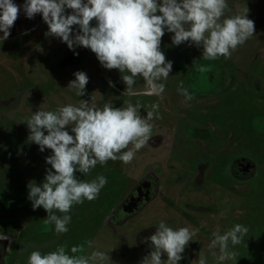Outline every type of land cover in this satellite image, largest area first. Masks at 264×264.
Listing matches in <instances>:
<instances>
[{"label": "clouds", "instance_id": "clouds-1", "mask_svg": "<svg viewBox=\"0 0 264 264\" xmlns=\"http://www.w3.org/2000/svg\"><path fill=\"white\" fill-rule=\"evenodd\" d=\"M22 7L28 19L42 14L48 26L46 36L60 38L70 50L76 46L90 49L104 68L119 70L127 85L124 93L129 96L147 94L162 98L165 84L161 81L167 80L173 68L160 47L165 30L174 34V45L189 42L202 47V58L207 61L220 57L230 59L255 32L247 6L236 14L226 15L231 12L228 0H25ZM66 9L71 14H66ZM20 10L21 6L13 0H0V32L3 33L0 40L8 39ZM93 20L95 26H92ZM73 26H79L75 34ZM196 70L204 73L208 69L197 65ZM74 75L68 87L81 97L89 78L83 71ZM137 78L145 82L142 90L136 88ZM109 85L114 86L111 81ZM177 91L185 102L193 99L183 81L179 82ZM142 107L139 100L135 105L127 102L126 107L105 103L102 108L81 100L79 106L67 104L53 111L37 110L24 122L30 131L29 141L37 144L41 152L50 149L52 153L46 157L51 167L46 170L44 182L28 184V199L33 210L42 207L46 211L44 224L54 225L57 235L68 231L73 206L96 199L107 183L103 175L86 181L78 179L76 173L87 175L97 164L105 165L109 160L130 163L136 151L151 138L150 121L159 118L160 104H150L146 117L140 115ZM198 231L190 227L173 229L161 220L155 233L147 238L151 251L140 264H179ZM248 231L239 223L223 233L217 229L208 245L209 254L217 264L228 260L236 264L238 253L229 245L235 248L241 244ZM7 239L0 234V240ZM85 244L89 249L94 248L92 240ZM66 248L60 245L47 254L33 250L27 264H112L109 252L92 250L87 254L69 255ZM70 251L85 253V247L72 246ZM165 255L166 260L162 259ZM196 264H208L204 251L199 252Z\"/></svg>", "mask_w": 264, "mask_h": 264}, {"label": "flooded vegetation", "instance_id": "flooded-vegetation-1", "mask_svg": "<svg viewBox=\"0 0 264 264\" xmlns=\"http://www.w3.org/2000/svg\"><path fill=\"white\" fill-rule=\"evenodd\" d=\"M13 2L21 6V10L14 26L10 29V35L32 33L42 20V14H36L34 18L28 19L22 7L25 0H13ZM91 23L92 26H95L94 20ZM73 28V32L79 31L78 28L74 26ZM2 35L3 33L0 32V36ZM173 35L165 30L160 46L166 60L173 63L170 75L174 76L183 70L189 72L186 88L193 95L194 101H196L195 99L205 101V99H213L222 95L225 98L231 88L230 62L223 57L212 61L204 60L202 58L203 50L191 49L193 44L189 42L178 46L174 45L172 43ZM57 41H60L61 45L52 47L53 55L49 59L51 64H47L46 68H49L47 72L43 69L47 74L45 78H42L43 82L34 83L33 86L25 88L19 86L15 89L10 88L5 97L0 99V115H5L17 107L27 95L28 89H37L40 92V97L44 98L45 95L40 88L42 85L49 84H52L53 87H56L57 84L60 85L61 88L56 90L54 100L62 103L77 104L76 101L86 100L90 105L101 108L105 103L112 104L114 107L127 106L125 100L117 102L105 100L91 79L86 85L85 94L78 97L75 90L69 88L68 84L75 79L74 73L77 71L87 74L86 70L93 68V62L85 60L88 54H85L84 51L89 49L76 46L74 50L69 51L67 44L60 38H52L51 43ZM91 58L95 64H98L100 76L108 83L111 81L114 85L112 87L118 92L129 96L124 93L127 85L123 82L119 70L104 68L94 54ZM197 65H204L208 70L200 73L196 70ZM173 80V78H167L166 81H161L165 84L162 98L147 94L133 95L143 97V100H140L143 105L140 109L141 116L146 117L147 111L150 110V104L156 102L160 104L159 118L150 121L153 124L151 138L142 147V154L137 153L138 158L145 156V163L136 178H133L125 170V163L120 160H109L105 165L97 164L87 175L76 173L78 179L86 181L95 179L98 175H103L107 179L106 185L93 201L104 203L106 198H111L113 201L109 208L105 209L106 213H104V209H100L103 214L102 222L105 223L114 238L122 241L110 253L113 262L116 259L122 264H140L151 251V242L147 238L155 233L161 220L173 229L190 227L199 230L193 240L189 242L179 264H193L198 259L200 251H204L208 255V245L218 223L217 216H221V218L224 216L223 213L216 211L217 208L214 206L217 201L216 191L219 193L221 189H226L232 178L248 182L258 168L251 158L242 154L232 157L231 129L228 121H224L223 125L220 124L221 126L214 127L209 132L208 140L205 139V134L200 137L195 134L189 136L185 133L183 141H180L179 137L177 138L176 132L179 130L175 126L167 125L165 118L167 114L173 115L177 110L183 108V103L180 102L183 96L178 91L175 93ZM60 81L65 84H60ZM144 84L142 78H137L136 88L138 90H142ZM225 101L226 99H224ZM192 103L193 100H191ZM206 127L210 129L209 126ZM67 130L70 132V127ZM168 134L173 135L170 143H168ZM130 146L132 147V145ZM51 154L50 150L48 156ZM34 164L37 170L39 169L37 175L44 180L46 170L40 168L38 163ZM125 180L131 181V185L120 199L119 193L125 190L120 182ZM30 181V179H26L25 183L5 190L0 196V234L9 238L0 240V264H27L30 253L29 251L25 252L27 247L25 243L35 241V238L32 239L28 235L27 229L33 223L44 222L47 217L45 212L42 215L37 209L33 210L32 208V202L28 199L26 192ZM218 196L220 197V194ZM87 201L84 200L76 207H86ZM85 211L79 209L80 215L75 217L77 222L83 217L82 213ZM56 214L62 215L59 212ZM49 226L53 227L54 225ZM52 231L56 234L54 228ZM67 234L71 235V229ZM32 236H35V230H33ZM62 242L67 246V251L70 243H67V239ZM62 242H59L57 247ZM97 249L94 245L93 250ZM39 251L42 253L43 250ZM82 254L76 253V255ZM162 259L166 260V255Z\"/></svg>", "mask_w": 264, "mask_h": 264}, {"label": "rangeland", "instance_id": "rangeland-1", "mask_svg": "<svg viewBox=\"0 0 264 264\" xmlns=\"http://www.w3.org/2000/svg\"><path fill=\"white\" fill-rule=\"evenodd\" d=\"M228 4L231 12H226V15L236 14L247 6L248 18L253 20L255 25L254 35L245 44L239 46L230 59H227L230 62V92L226 93L225 98L222 95L213 99H205V101L192 99V104L191 101L185 102L181 97L180 102L182 101L183 108L173 115L167 114L165 118L167 125L175 126L179 130H176V135L180 141L185 139V133L189 136L195 134L200 137L205 134V139L208 140L209 132L214 127L223 125L224 121L230 123L232 157L242 154L251 158L258 168L248 182L232 178L226 189H221L219 193L216 191L217 201L214 206L217 208L216 211L223 213L224 216L222 218L217 216L218 223L215 231L219 229L223 233L235 224L245 225L249 231L242 243L236 245L235 248L229 245L230 249L238 253L236 264H264V0H228ZM66 14H71V10L66 9ZM74 27L79 30V26ZM47 31L48 26L42 18L32 33L10 35L7 40H0V99L5 97L10 88L15 89L17 86L25 88L33 86L34 83L43 82L42 78L47 76L46 72L49 70L46 66L51 64L49 59L53 55L52 47L61 45L60 41L51 43L52 38L55 37L46 36ZM192 47L191 49H196V51L203 50L202 47L198 48L194 44ZM69 51L72 50L69 49ZM84 53L88 54L85 60L94 64L93 68L86 70L88 71L87 76L105 100L112 102L125 100L133 105L137 100H143V97L139 96H125L110 86L100 76L99 66L91 58L94 53L90 49L85 50ZM168 78L174 79L172 83L177 93L180 81H183L186 87L189 72L183 70L174 76L169 75ZM59 83L65 84L63 81ZM60 88L58 84L56 87L52 84L42 85L40 90L45 95V99L40 97L37 89H28L27 95L17 107L5 115H0V196L5 190L25 183L26 179H30L29 183L36 185L44 182L42 177L37 175L39 169L37 170L34 163H38L39 167L45 170L49 169L46 157L50 149L41 152L37 144L29 141L30 131L24 122L37 110L53 111L60 106L72 104L54 100L56 90ZM73 96H71L72 99H74ZM224 99H226L225 102ZM75 103L77 104L73 105L79 106L80 101ZM203 125L205 127H202ZM170 134H168V143L171 142L173 136ZM142 152V148L136 151L135 158L130 163L124 164L125 170L133 178L140 174L145 163V156L138 158L137 155ZM120 183L125 187V190L119 193L121 199L129 189L131 181L125 180ZM26 192L29 194L28 187ZM107 199L104 203L87 201L84 208H77L74 205L70 212L71 222L67 226L68 230L71 229V235L67 234L68 231L61 235L54 234L52 231L54 226H45L44 222L33 223L27 232L32 239L35 238V241L25 243L27 246L25 252L31 253L33 250L42 249V254H47L54 251L57 244H60L59 242L67 239V243H70L67 250L69 255H76L71 253L70 249L77 245H84L86 248L83 254H87L93 249H89L85 242L92 240L97 250L109 252L110 256L112 249L117 248L122 241L114 238L102 222L103 214L100 209H104L106 213L105 209H108L113 202L111 198ZM79 209L86 211L82 213L83 217L77 222L75 217L80 215ZM95 209L99 210L95 211ZM37 210L42 215L43 212L46 213L42 207ZM40 229L42 230L39 231ZM33 230H35V236H32ZM206 256L208 264H217L209 253ZM196 261L193 264H196ZM112 264L122 263L115 259ZM224 264H235V262L228 260Z\"/></svg>", "mask_w": 264, "mask_h": 264}]
</instances>
